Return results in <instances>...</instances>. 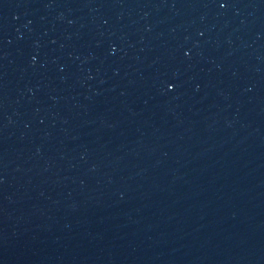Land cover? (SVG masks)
<instances>
[{"label":"water","instance_id":"water-1","mask_svg":"<svg viewBox=\"0 0 264 264\" xmlns=\"http://www.w3.org/2000/svg\"><path fill=\"white\" fill-rule=\"evenodd\" d=\"M0 264H264V0H0Z\"/></svg>","mask_w":264,"mask_h":264}]
</instances>
